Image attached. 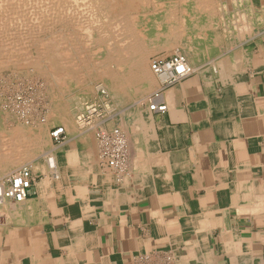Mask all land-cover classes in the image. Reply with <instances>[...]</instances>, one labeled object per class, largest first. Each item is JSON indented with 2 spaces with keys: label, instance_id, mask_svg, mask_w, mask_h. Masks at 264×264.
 <instances>
[{
  "label": "crops",
  "instance_id": "obj_1",
  "mask_svg": "<svg viewBox=\"0 0 264 264\" xmlns=\"http://www.w3.org/2000/svg\"><path fill=\"white\" fill-rule=\"evenodd\" d=\"M244 30L168 88L165 113L105 125L127 135V169L102 164L89 132L55 175L33 172L0 212V264H264V21Z\"/></svg>",
  "mask_w": 264,
  "mask_h": 264
},
{
  "label": "bare ground",
  "instance_id": "obj_2",
  "mask_svg": "<svg viewBox=\"0 0 264 264\" xmlns=\"http://www.w3.org/2000/svg\"><path fill=\"white\" fill-rule=\"evenodd\" d=\"M249 1L0 0V212L18 211L24 201L3 195L10 178L25 168L55 175L61 148L74 146L73 134L95 133L103 164L98 134L118 132L127 140L123 128H107L108 122L132 106L155 113L152 105L161 103L167 111L168 88L197 73L203 55L224 54L228 38L242 37L252 21H264V11L253 13ZM169 52L186 57L190 67L171 85L151 69L153 57ZM39 79V101L24 102L33 110L25 106L13 113L6 104L14 102L9 84ZM92 103L105 112L85 108ZM53 125L64 130L62 143L49 135ZM128 161L114 169H127Z\"/></svg>",
  "mask_w": 264,
  "mask_h": 264
},
{
  "label": "built area",
  "instance_id": "obj_3",
  "mask_svg": "<svg viewBox=\"0 0 264 264\" xmlns=\"http://www.w3.org/2000/svg\"><path fill=\"white\" fill-rule=\"evenodd\" d=\"M151 69L157 75L164 78V82L167 85L177 83L181 78L190 74V67L186 57L180 54H173L162 58L153 57L151 60ZM159 93L156 94L157 97ZM94 107L101 113V110L105 112V108L96 103L86 104L85 108ZM152 109L156 113H163L166 111V106L158 103L152 105ZM95 113V112H94ZM90 117V116H89ZM52 139L54 142L62 143L65 141V132L62 127H55L51 130ZM99 138L103 141V153L104 161L112 168L118 166L120 163H127V140L124 143L121 140L120 134L116 132H105L104 134H98ZM121 144V146H119ZM33 173L31 169H23L18 173H15L8 182V187L4 190L3 195L6 197L23 201L30 195V190L33 187ZM0 195H2L0 193Z\"/></svg>",
  "mask_w": 264,
  "mask_h": 264
},
{
  "label": "rangeland",
  "instance_id": "obj_4",
  "mask_svg": "<svg viewBox=\"0 0 264 264\" xmlns=\"http://www.w3.org/2000/svg\"><path fill=\"white\" fill-rule=\"evenodd\" d=\"M169 55H172V52H169L166 56H169ZM165 56V57H166ZM152 60V59H151ZM38 81H39V83H38ZM38 81H36V80H32V81H22V80H20V81H18V82H16V84L14 85V84H9L10 85V88L8 89V92H7V94H8V96L10 97V98H13L14 99V102H13V104L11 103H6L7 105H9V107H10V109H12V112L13 113H16L17 111L19 112L20 111V109H23L25 106L27 107L28 106V108H29V106H30V108L29 109H32L33 110V107L34 106H32L31 104H28V103H24V102H27V101H29V100H31V98L33 99V100H35V102H38L39 100L38 99H36L37 98V91L40 89H38L37 88V86L38 85H40V83L41 82H43V79H39ZM41 84H43V83H41ZM14 86V87H13ZM30 86V87H29ZM17 88V89H16ZM10 94V95H9ZM20 94V95H19ZM17 96V97H16ZM26 98V99H25ZM30 98V99H29ZM25 99V100H24ZM22 100V101H21ZM24 100V101H23ZM24 103V104H23ZM17 104H19V105H17ZM23 105V106H22ZM13 106V107H12ZM17 108H16V107ZM22 107V108H21ZM41 108V107H40ZM42 109V108H41ZM10 111V110H9ZM15 111V112H14ZM43 111H45V110H43L42 109V113H40L39 115H40V118H41V116L44 114L43 113ZM55 126H57V125H53V126H51L50 128H49V135L51 134V130L55 127ZM51 138V137H50ZM53 142H54V140H53ZM54 144H57L56 142H54Z\"/></svg>",
  "mask_w": 264,
  "mask_h": 264
}]
</instances>
